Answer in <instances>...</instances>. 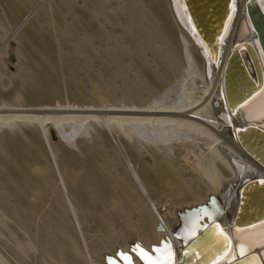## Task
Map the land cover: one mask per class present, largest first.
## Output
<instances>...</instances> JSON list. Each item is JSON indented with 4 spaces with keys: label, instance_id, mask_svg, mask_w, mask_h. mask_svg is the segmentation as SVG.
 I'll return each mask as SVG.
<instances>
[{
    "label": "rangeland",
    "instance_id": "1",
    "mask_svg": "<svg viewBox=\"0 0 264 264\" xmlns=\"http://www.w3.org/2000/svg\"><path fill=\"white\" fill-rule=\"evenodd\" d=\"M141 1L150 6L146 8L156 24L150 31L160 35V47L165 49L167 59L144 43L143 47L139 45V54L128 51L133 45L130 43L136 40V32L128 33L126 19L113 10L118 1L0 0V105L98 106L107 98L111 104L139 102L140 105L153 99L168 103L181 101L185 64L173 21L164 0ZM35 6L37 9L29 21L18 27ZM13 34L20 70L9 76L4 69L7 49L3 44ZM115 65L131 67L130 74L125 69L113 74ZM32 129L27 128L28 134L11 140L0 139L1 249L22 264L100 263L107 253L116 254L118 250L130 253L134 264H145L139 251L131 253L135 244L157 264L167 261L168 248L174 254L167 241L154 246L157 239L149 213V209L153 210L151 199L143 193L141 180H136L138 188L131 183L111 137L103 129L100 136L89 141L91 146L97 140L101 148L86 149L80 144L82 153L78 148L74 153L58 150L57 160L62 170L72 171L73 166L72 172L76 173L71 180L64 171L69 177H66L68 190L61 188L59 170L55 167V175L47 160L49 152ZM148 149L142 146L143 156L139 161L131 152L128 154L155 201L160 203L172 194L174 202L181 203L194 198L192 191L198 190L203 195L202 180L180 156L184 148L176 150L178 156L170 158L172 163ZM71 153L72 162L68 158ZM33 165L49 170L44 175L46 181L32 173ZM130 169L136 173L132 165Z\"/></svg>",
    "mask_w": 264,
    "mask_h": 264
},
{
    "label": "bare ground",
    "instance_id": "2",
    "mask_svg": "<svg viewBox=\"0 0 264 264\" xmlns=\"http://www.w3.org/2000/svg\"><path fill=\"white\" fill-rule=\"evenodd\" d=\"M115 1H118L119 4L113 10L126 19L127 30H125L128 33L136 32L135 42H131L130 37L129 41L131 43H129L133 45L132 47L130 45L127 46L130 47V50L127 48L126 51L128 50L132 55L139 54L144 43L153 52L167 59L168 56L165 49L160 47V35H155L153 31H150L156 25L153 17L149 15L148 8L150 6L144 5V2L141 0ZM164 2L173 21V29L175 30L185 64L183 72L186 75V79L182 83L181 97L183 99H180L181 101H178L179 97L176 99L177 97L175 96V99L178 101H175V103H168L169 101L166 102L167 100L165 101L163 98L164 101L160 100L161 102H156L153 99L151 102H147L148 104L140 105H138L139 102L137 104L127 102L111 104L107 102V97L106 102L98 106L96 104L76 105L60 103L58 106L55 104L28 107L21 104L12 105L6 103L0 105V139L4 140V138L6 139L8 137L11 140L20 134L26 135V133L28 134L26 132L27 128L30 129L33 127L32 130L41 138L42 144L49 152L50 159L47 160H50L49 165L55 171L54 174L57 175L56 168L59 170V176L57 175V178L58 181L61 178L60 181L64 185H61V188L64 187L68 190L67 176L65 175H70L72 180L73 176L74 178L76 177V173L72 172L74 169L73 166V169L71 168L72 171H69L67 168L62 170L57 160L58 150L74 153L77 152V148L81 152V146H84L86 149H91L92 147L98 148L100 146L97 140L92 143L93 146L89 145V141L90 139L92 141L96 139L97 135L100 136V131H102L100 129H103L105 134L111 137L110 139L114 143L113 145L116 147L126 167V175L132 179L131 183L137 187L136 180H141L145 188L143 193L151 199L153 210L151 211L149 209V213L154 237L157 239V243L154 246H159V244H164V241H167L166 244L169 243L174 249L172 257L174 264H178L183 245L187 244L194 236H197L200 230L204 229L208 223L214 220H217L220 226L226 231L232 244L227 253L215 259L211 264H227L249 252H257L261 256H264V222L247 229H239L237 225L245 226L250 224L249 221H242V219L237 224L233 222L239 208V193L242 185L255 178L264 179V169L244 151L235 135V129L237 127L257 125L264 128V89L251 99L235 117L229 113L223 93V68L234 43L250 39L251 43L256 46L264 67L262 48L257 38L255 40L256 36L254 37L253 25L246 11L247 0H232L231 9H233V12L225 24L221 37V51L218 63L213 61L207 46L196 35L194 23H192L191 17L186 11V4L181 3L180 0H164ZM259 2L264 11V0H259ZM37 7H33V12L30 8L31 10L20 21L18 27H21L30 19ZM18 27L17 29H19ZM135 37L133 36V39ZM124 39L125 37L123 38V42L126 48L127 43ZM139 45H141L140 49ZM197 45L203 47L201 53ZM120 46H122V43ZM3 47L7 49V56L4 58L6 75L10 74L9 76H14L16 74L15 72H19L20 70L15 34L4 42ZM122 47L124 48V46ZM120 49L118 48L119 51ZM11 53H14L16 57L13 62L10 61L9 57ZM143 56L141 55V58H144ZM245 61L249 71L255 76L254 68L250 60L245 58ZM9 64L14 67V71L9 69ZM115 66L113 67V74H116V72L122 69H125L130 74L131 67ZM167 88L169 90V87ZM165 90L168 93L167 89ZM169 91H172L171 88ZM163 97L165 96L163 95ZM146 100L148 101V99ZM144 102L146 103V101ZM52 131L56 134L55 139L52 136ZM142 146L150 148L160 156L162 155L161 157L169 162L177 155L176 150L184 148L185 152L179 155L186 162V166L191 168L202 180L203 187L201 190L204 191L203 195L198 190L196 192L192 191V197L194 198L181 203H175V198L172 194L160 203L155 201L150 192V188L145 183L140 172L133 165V160L128 154V152H131L139 161L143 156L141 152ZM150 149L148 150L150 151ZM73 156L74 154L72 153L68 155L70 162L74 159ZM114 156L112 154V157ZM117 159L119 158L117 157ZM119 161L121 160L119 159ZM130 165L135 168L136 173L130 169ZM121 166L123 165L121 164ZM46 167L47 169L50 168H48V164ZM122 170L123 172L125 171L124 169ZM48 171L38 165L32 166V173L38 177H42L44 179H41L42 181L47 180H45L44 175ZM147 179L151 180V178ZM71 180L69 181L71 182ZM138 184L142 188L139 181ZM250 194H252V191L246 194V206L249 203ZM142 198L146 202V198ZM208 201H210L208 207L191 213L190 215L186 213L182 214L186 209L205 205ZM167 203L171 204L167 206ZM164 205L167 207L165 206V210H161ZM222 210H224V213H222ZM206 217L208 223L200 224V221ZM258 220L253 219L254 222ZM179 238H182V240ZM216 243H218L216 246L219 245L221 239L218 238ZM211 244H213V241ZM137 245L139 244H135L132 247L131 253L135 254L139 251L140 254L142 248H137ZM168 250L170 249L168 248ZM117 253H107L103 257V262L96 263L91 261L90 264H128V260L131 261V264H134L133 257L130 253H124L120 250L119 255L122 259L117 257ZM121 253L124 254V257L121 256ZM168 253L165 250L167 260L169 259ZM107 256L112 258L107 259ZM125 257L128 259H125ZM21 260L23 262V259ZM0 263L22 264L20 260L11 256L1 248Z\"/></svg>",
    "mask_w": 264,
    "mask_h": 264
},
{
    "label": "water",
    "instance_id": "3",
    "mask_svg": "<svg viewBox=\"0 0 264 264\" xmlns=\"http://www.w3.org/2000/svg\"><path fill=\"white\" fill-rule=\"evenodd\" d=\"M180 1L186 4V11L191 17L192 23H194L196 35L207 46L213 61L218 63L221 37L225 24L233 12V9H231L232 0ZM246 11L253 25L255 40L257 38L259 41L264 55V11L259 0H247ZM197 47H199L201 53L203 47L198 45ZM259 56L256 46L249 39L234 43L226 58L223 68L224 101H226L229 113L234 117L264 89V67ZM9 57L10 61H15L14 53H11ZM245 58H248L253 65L255 76L249 71ZM9 69L14 71L11 64H9ZM51 133L55 139V132L52 131ZM235 135L244 151L264 169V128L257 125L237 127ZM250 191H252V194H250L249 203L246 206V194ZM239 197V208L233 222L237 224L243 219L242 221H249L250 224L237 225V228L247 229L264 222V179L255 178L245 182L240 189ZM209 203L210 201L205 205H199L192 212H186V210L183 212L190 215L208 207ZM161 210H165V207H162ZM222 213H224V210H222ZM253 219L259 220L254 222ZM205 222L208 223L207 217L200 221V224ZM218 238L221 239V243L216 246ZM179 239L182 240V238ZM212 241L213 244H211ZM231 244L232 241L226 231L217 220H214L200 230L197 236H194L187 244L183 245L178 264H211L215 259L227 253ZM119 254L120 250L117 257L122 259ZM111 258L107 256V259ZM227 264H264V256L257 252H249Z\"/></svg>",
    "mask_w": 264,
    "mask_h": 264
},
{
    "label": "snow or ice",
    "instance_id": "4",
    "mask_svg": "<svg viewBox=\"0 0 264 264\" xmlns=\"http://www.w3.org/2000/svg\"><path fill=\"white\" fill-rule=\"evenodd\" d=\"M139 247L140 246L137 245V248H139ZM155 250L156 251H159V249H155ZM121 256L124 257V254L121 253ZM140 256H141V259L145 260V264H157V262L152 261L149 258V254L146 251H144L143 249L140 250ZM168 256H169V259L167 261L162 262V264H174V261L172 259L173 253L171 252V250H169ZM125 259H128V258L125 257ZM128 264H131V261L130 260H128Z\"/></svg>",
    "mask_w": 264,
    "mask_h": 264
}]
</instances>
